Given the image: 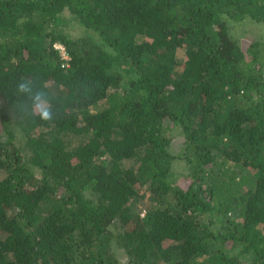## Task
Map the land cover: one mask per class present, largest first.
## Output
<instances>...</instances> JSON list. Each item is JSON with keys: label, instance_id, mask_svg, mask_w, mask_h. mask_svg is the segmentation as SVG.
Here are the masks:
<instances>
[{"label": "trees", "instance_id": "16d2710c", "mask_svg": "<svg viewBox=\"0 0 264 264\" xmlns=\"http://www.w3.org/2000/svg\"><path fill=\"white\" fill-rule=\"evenodd\" d=\"M0 264H264V0H0Z\"/></svg>", "mask_w": 264, "mask_h": 264}, {"label": "clouds", "instance_id": "9594fccd", "mask_svg": "<svg viewBox=\"0 0 264 264\" xmlns=\"http://www.w3.org/2000/svg\"><path fill=\"white\" fill-rule=\"evenodd\" d=\"M28 81H21L17 84V91L19 93H24L28 95L30 100L32 101V113L34 115H38L42 121L46 122H54L55 113L53 107L50 103L40 102L41 94L32 95L31 88L28 86Z\"/></svg>", "mask_w": 264, "mask_h": 264}, {"label": "built area", "instance_id": "2783aa9c", "mask_svg": "<svg viewBox=\"0 0 264 264\" xmlns=\"http://www.w3.org/2000/svg\"><path fill=\"white\" fill-rule=\"evenodd\" d=\"M55 45H56V47H58L61 50L62 57L67 58L68 57V52L66 51L65 46L63 44L59 43V42H57Z\"/></svg>", "mask_w": 264, "mask_h": 264}]
</instances>
